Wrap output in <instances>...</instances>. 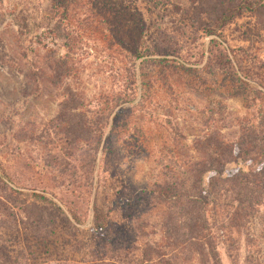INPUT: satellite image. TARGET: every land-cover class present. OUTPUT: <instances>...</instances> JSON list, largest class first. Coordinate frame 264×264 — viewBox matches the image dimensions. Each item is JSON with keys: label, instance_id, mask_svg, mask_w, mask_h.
<instances>
[{"label": "rangeland", "instance_id": "rangeland-1", "mask_svg": "<svg viewBox=\"0 0 264 264\" xmlns=\"http://www.w3.org/2000/svg\"><path fill=\"white\" fill-rule=\"evenodd\" d=\"M259 162L264 0H0V264H264Z\"/></svg>", "mask_w": 264, "mask_h": 264}, {"label": "trees", "instance_id": "trees-1", "mask_svg": "<svg viewBox=\"0 0 264 264\" xmlns=\"http://www.w3.org/2000/svg\"><path fill=\"white\" fill-rule=\"evenodd\" d=\"M231 17L232 16H230V15H226V16L222 15L219 18V20L216 21V24H219L222 26L224 23L231 20ZM208 33L211 35L216 34V30L208 31ZM202 58H204L203 55H202ZM99 144H100V142H99ZM246 146L247 147L244 150L246 153L248 151L251 152L252 150H255V148H256V145L254 143L247 144ZM218 161L219 160L216 158L212 159V162H214L215 164L219 163ZM204 167L207 168V165ZM262 167H264L263 162H259L257 164V166H254V165L250 166V169H248L249 170L248 172L239 171L238 173H229L230 177H227L228 178L227 181L229 183H233L234 185L240 186L241 189L243 190V194L240 193L241 197L243 198V200H240V198H239L240 205H242V202L247 203L248 207L249 206L253 207V206H255V204L257 206L260 204V200L258 199V190H259V187L262 186V182H261L262 177L260 176L261 170L263 169ZM214 170H215V168H209L205 172H212ZM200 186H202V185L200 184ZM252 186L256 187L257 192L255 191V189ZM201 191H203V187H200V189L198 187L197 188L198 197L195 196V197H197V199H193V198L190 199V200H192L190 202H194V204H192V206L188 205V208L180 207L178 209V212H179L178 215H180L181 217L186 216L188 219H190V221L193 220V224H192L191 229H190L191 230V232H190L191 236L194 235V232H199L201 230L209 231V229H210V228H207V226L205 225L206 220H203L204 216H205V207H209V203L207 201H203L202 202L203 205H199V203H198ZM39 197H41V196H39ZM180 197H181L180 192H174V189H173V199L177 201L178 199H180ZM204 204L206 206H204ZM243 210L245 212V209H243ZM72 215H73V218H75L77 220V217L75 216V214H72ZM94 219H95V224L99 229H105L107 227V225H108L107 215L104 214L102 211L95 209ZM232 219H234V218H232ZM198 238H199L198 236L197 237L193 236L191 238L190 242L193 240H198ZM208 245H210V243ZM208 252H215V250L212 246H210V247H208ZM212 257H214V256H212ZM214 259L215 258H212V260L215 262ZM209 260H211V259L209 258ZM215 264H216V262H215Z\"/></svg>", "mask_w": 264, "mask_h": 264}]
</instances>
